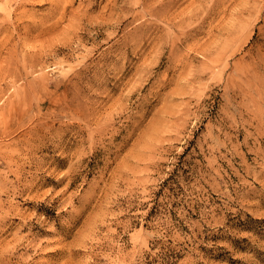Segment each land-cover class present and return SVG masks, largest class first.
Instances as JSON below:
<instances>
[{
    "label": "rangeland",
    "instance_id": "rangeland-1",
    "mask_svg": "<svg viewBox=\"0 0 264 264\" xmlns=\"http://www.w3.org/2000/svg\"><path fill=\"white\" fill-rule=\"evenodd\" d=\"M0 264H264V0H0Z\"/></svg>",
    "mask_w": 264,
    "mask_h": 264
}]
</instances>
